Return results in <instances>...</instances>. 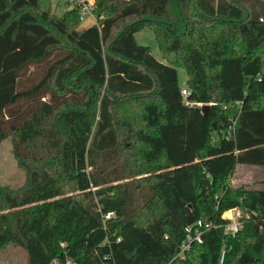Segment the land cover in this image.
<instances>
[{
	"label": "trees",
	"instance_id": "trees-1",
	"mask_svg": "<svg viewBox=\"0 0 264 264\" xmlns=\"http://www.w3.org/2000/svg\"><path fill=\"white\" fill-rule=\"evenodd\" d=\"M41 3L0 0V144L25 173L0 185V252L182 264L185 227L238 207L241 230L206 231L184 260L196 246L200 264H264V189L231 185L236 165L264 166V0H94L79 30L75 9Z\"/></svg>",
	"mask_w": 264,
	"mask_h": 264
},
{
	"label": "rangeland",
	"instance_id": "rangeland-1",
	"mask_svg": "<svg viewBox=\"0 0 264 264\" xmlns=\"http://www.w3.org/2000/svg\"><path fill=\"white\" fill-rule=\"evenodd\" d=\"M85 0H42L41 7L43 9H48L50 14L54 16H61L64 12L75 9L76 12H79L77 17H74V27L76 29H81L85 26H88L96 22L95 13H87L81 18L82 5L85 3ZM89 4H94V0H86ZM135 40L140 45L148 46L151 54L159 61L166 62L165 58L158 46V43L155 39V35L151 28H144L134 35ZM215 49L214 45L209 47V52ZM202 52V51H201ZM208 57L211 63V60L214 59L212 53H208ZM178 75V84L182 88L187 86L186 84V72L183 68H177ZM139 145H136L134 149L128 152L124 150L123 155H127V158L130 156L129 161L131 165H134L140 160L139 155ZM241 167H247V165H240ZM238 170L239 178H242L245 174L248 183H241V185H246L251 188H263L264 189V166L262 167H253L249 170ZM149 175V174H147ZM144 176L143 174L131 177L136 179ZM130 178V179H131ZM25 180V173L23 170L18 168L15 159L12 155V144L10 139H4L0 144V185H6L9 187H18L23 184ZM128 180V179H126ZM242 181V179L240 180ZM231 185H240L237 183H232ZM193 255L189 256L187 259L182 260V264H200L201 253L198 251L196 246L193 247ZM0 264H27V254L23 248L8 246L0 252ZM51 264V263H50Z\"/></svg>",
	"mask_w": 264,
	"mask_h": 264
},
{
	"label": "built area",
	"instance_id": "built-area-1",
	"mask_svg": "<svg viewBox=\"0 0 264 264\" xmlns=\"http://www.w3.org/2000/svg\"><path fill=\"white\" fill-rule=\"evenodd\" d=\"M82 5L81 18L87 13H94V4H89L86 0ZM181 94L185 97L188 94L186 89H181ZM112 212L105 214V218H109ZM221 217L227 220L225 223L215 224L212 221L197 220L193 224L185 227L184 239L180 243L179 252L175 257L184 259L186 253L190 250L193 244L202 242V235L206 231L223 226L225 233L235 234L242 229L244 221L242 218L241 211L238 207L230 208L221 214ZM223 254L221 255V259ZM51 264H75L71 259H66L64 263H60L58 260L53 259Z\"/></svg>",
	"mask_w": 264,
	"mask_h": 264
},
{
	"label": "crops",
	"instance_id": "crops-1",
	"mask_svg": "<svg viewBox=\"0 0 264 264\" xmlns=\"http://www.w3.org/2000/svg\"><path fill=\"white\" fill-rule=\"evenodd\" d=\"M183 88L186 89V86L182 87V89ZM196 105L201 106L202 104L197 103ZM240 165H247V164H238V165H236L235 171H234V173L232 175V178H231V182L234 183V184L235 183H237V184H239V183H248L247 180H244V178H247V176H245V174L242 175L243 176L242 178H239V176H238V170L241 167ZM253 167H262V166L247 165V167H244V166L241 167V170H249L250 168H253ZM241 179H242V181H240Z\"/></svg>",
	"mask_w": 264,
	"mask_h": 264
},
{
	"label": "water",
	"instance_id": "water-1",
	"mask_svg": "<svg viewBox=\"0 0 264 264\" xmlns=\"http://www.w3.org/2000/svg\"><path fill=\"white\" fill-rule=\"evenodd\" d=\"M209 106H210V104H202L201 105V111H202V113L204 114V115H206V113H207V109L209 108Z\"/></svg>",
	"mask_w": 264,
	"mask_h": 264
}]
</instances>
